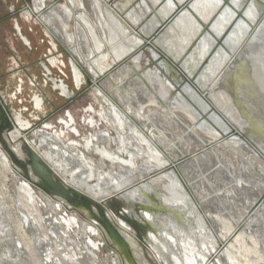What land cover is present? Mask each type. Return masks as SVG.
I'll return each instance as SVG.
<instances>
[{
  "label": "bare ground",
  "instance_id": "bare-ground-1",
  "mask_svg": "<svg viewBox=\"0 0 264 264\" xmlns=\"http://www.w3.org/2000/svg\"><path fill=\"white\" fill-rule=\"evenodd\" d=\"M47 1L48 0H33V8L31 9V12L27 13V15L29 17L37 18L35 21L44 26L46 35H49L48 32L51 35L53 34L51 40L53 37H62L71 54H73L81 65H84L89 69L95 77L98 76V73H105L103 78L91 87L92 100L98 110L95 111L91 107L89 111L91 114L96 115L97 118L113 132L110 134L108 131L97 129V123L93 117H90L89 119H83L82 121L85 126L91 129V131H89L87 136L83 135L81 138L79 131L76 128L75 120L69 113H67L65 117L63 116L58 119L60 122V129L54 128L53 123L51 122L45 123L39 128H36L32 132L43 149V152L38 154L49 165V167H51L53 172L65 181L66 185L86 194L98 203L107 200L109 197L121 198L122 200L125 199L124 201H127V203L130 200L141 203V205L145 207L143 211L145 212L146 219H148L147 221L152 224H156V220L159 219L153 213H149L148 209L151 208L148 207V204L150 203L149 200H151L149 196L150 194H153L155 196L154 198L158 200L163 199L164 204L168 207L162 208L163 206L159 207L154 205L155 209L169 212V216L172 218L174 214L178 215V210H180V213L186 209H188V211L190 209L193 210L194 215L199 218L202 225H205L204 228L208 231L207 234L211 239L210 250L214 253V260H217V262L223 257V255H232L235 252H238L237 250H239L243 244L247 247L249 242L256 240L254 237V239L252 238V226L254 227L256 223L261 221L264 217V151L260 148L264 147L254 146L247 141H243L240 135L242 136V132L246 130L245 128L247 127L248 122L244 123L242 120L241 122L243 125L241 124L240 128L231 116H229L225 103L219 101L218 97H216L213 92L217 90V87L220 84L224 85L222 83L223 79L226 78H223L225 76L224 73L232 64L233 67L230 69H233V71H231L232 73L237 69L235 68V63L239 64V69L242 66L241 68H243L244 75L246 72V77L244 76V79H248L246 81H249L248 75L257 77V73L259 74L260 72L259 63H261L263 57L258 60L259 63H257V61H252L251 69L245 64V61L237 59V57L241 55L240 53L250 44H256V47L264 45V19L260 22L254 33L251 36L249 35L250 37L248 36L246 39H243V41H241L242 39L240 38L239 42H241V45L232 56L227 57L225 60L226 56L220 51L223 55L221 62L213 63L215 61L214 58L203 72L199 74L195 83L202 91H208L207 95L209 101L206 102L203 98V93H198L194 90L190 82L183 81L180 88L181 92L176 90L175 85L177 82L175 80L179 78L183 80V78L178 76L176 72H173L172 67L164 62L163 58L159 57V54L156 51H162L161 53L163 55L171 58L164 46H170L174 49L181 41L183 36L181 29L178 27V23L181 18H184L189 14L188 12H184L173 25L163 29L160 34L153 39L152 47L156 50L143 45L131 56L127 57L126 62L122 61L115 70L107 72V70L114 65L115 61H119L126 57L142 44L143 39L150 38L151 35L154 34L160 24L156 19V14L160 15L163 20L162 16H167L173 7L170 0L166 4L167 6L165 8L163 7L159 12L150 7L146 0H142L141 4L143 10L140 13H138L135 8L131 9V5L128 3L120 6L114 4L111 0H66L69 6H57L53 9L49 8V6L46 7L48 5ZM159 1L160 0H158V2ZM177 1L180 2L182 0ZM198 1L200 0H197L194 4L198 3ZM261 1L264 2V0ZM151 2L154 3L153 7L155 3H157L155 0H151ZM206 2L209 1L206 0ZM128 7L129 9H127ZM79 8L83 9L82 14L74 17V12ZM89 11L91 18L86 15V13L89 14ZM149 14L152 16V20L151 22L144 24V19H146ZM70 21L75 22L74 34L69 32ZM180 27L183 29L184 24L181 23ZM140 33L144 35V38H141ZM166 36L168 37L166 38ZM52 47L55 48L54 45H52ZM146 57L147 59L145 60ZM171 59L176 62L173 58ZM180 59H182V55H180ZM180 59H178V61ZM144 60L145 63L143 66L142 62ZM199 63L200 59L197 60L196 56L192 55L184 61L182 69L187 75L192 76L193 70L198 67ZM71 66L75 84L79 87L83 82L82 75L80 71L75 69L72 61ZM189 66L194 69H192V71L189 70ZM171 72L174 74H171ZM231 72L228 77L232 74ZM170 74L173 75L172 80L174 82L170 80ZM229 84L232 86L231 83ZM250 85L251 84H249V86L246 85V88H250L251 93H249V90H247V92L251 97H249V95L246 96L242 91H237L235 89L232 90L237 97H240L243 100V102L253 104V109L247 106L248 108L244 109L243 113L248 115L247 118L251 121V125L254 126L253 130L255 136L264 140V135L261 134V132L264 133V108L256 100L257 93L259 92L255 88L253 91ZM57 88L61 90L64 96L70 98L69 91H66V88L63 85H60ZM123 90L126 92L125 94L128 96V100L123 98ZM128 91L131 94H128ZM142 96H146L145 99H142ZM253 101H256V103H253ZM210 106H212L213 109H216L218 114L210 110ZM258 107L261 113L258 111ZM159 109L167 110V113L171 112V115H174V117L178 116L177 119L179 121L189 120L192 123V128L196 127L198 124L199 131L206 133L205 136H208V140L204 142L201 141L203 144L200 143L202 145L196 149L192 147L194 149L192 151L187 145L189 140L186 145H184L185 143L182 145L180 142L181 146H171L167 134L164 133L165 131L157 130L154 127V124L153 126L149 123L153 112L155 110L159 111ZM202 114L207 116L208 120L205 119V117H201ZM241 114H239V116ZM256 124H258L259 127H256ZM167 126L169 127V125ZM28 127L27 123L24 128L16 127L3 135L5 142L19 159L24 157L23 146H28L35 152H39L21 132V130H26ZM187 127L188 126H186V128ZM191 127H189V129ZM192 128L190 131H193ZM257 128L261 129V132H257ZM70 134L79 139L72 138ZM174 135L176 136L175 133ZM199 136L203 135L200 134ZM222 147L232 148L233 151L232 149H229L232 152L236 150L243 153L247 158V162L252 161L255 163L250 169L256 172L260 177V179L251 181L253 183L248 186L242 184L246 182L242 179V176L240 177V174H238V185L230 188L232 189L231 191L234 192V195H230L228 192L226 193L227 195H223L222 200L229 204L232 211H234V220H231L229 216L223 217L222 214H220L222 209L220 207V202L215 203L216 210H209L211 209L209 207L211 206L210 202L214 199L211 195L217 192L202 186L200 181L199 183H196L199 187L193 185L192 182V179L199 176H197L194 167L197 164V160L206 156L207 152L210 151L211 153ZM229 152L227 154H229ZM90 154L98 157L96 160L97 162L90 157ZM143 159H145L146 162L140 166L137 165V161ZM117 165L121 167L119 171L116 170ZM107 168L110 169L107 172H104ZM0 169H4L9 175H14L18 179H21V181L19 180L20 183L17 188L18 205L14 204V209L16 210H14V213L6 215L10 223L21 229L28 228V225L30 224L35 231L34 236L30 235V244L32 243L36 245L39 243L41 246L44 245L46 248L54 249L57 252L67 250V243L69 242L64 238H61V235H59L60 233L64 234L62 224L60 222L52 223L49 217L46 221L41 217V213L38 209L40 205L43 204L39 205V200L37 201L38 198L36 199L34 192L36 189L21 178V171L18 168L13 167L10 158L1 145ZM152 173L158 174L156 176L148 177ZM213 173L216 172H212V175ZM65 175H68L70 179L66 180ZM223 175H225V173H223ZM142 180L146 181L142 182ZM91 181H94L95 183L90 184ZM224 181L223 183H225ZM240 184L241 186H239ZM159 185L163 187L164 191H162L163 189H158ZM220 187H222L221 184L215 185L216 190ZM2 190V186H0V199L4 198ZM36 192L38 193V191ZM209 192L213 193L208 196L207 194H209ZM238 192L242 194V197L239 196L240 193L237 194ZM134 193L137 195V198H133L132 195ZM205 198L206 201H203ZM4 199L2 200L4 201ZM43 199L48 205L52 206L55 203L58 210L61 208V202L59 203V201L56 202L54 199L44 197ZM179 204H183L184 206L180 207L181 209H178L177 205ZM201 205L203 206L201 207ZM198 206L202 208V211H199ZM1 207L2 206L0 205V211H2ZM11 207L12 206H10V208ZM12 211L13 210H11V212ZM128 212H130L129 214H133L131 211H127V213ZM18 214H21L20 218L18 217ZM142 216H140V219H143ZM185 221L186 220L184 219V222ZM190 221H188V224ZM68 222L75 224L77 219L71 217ZM180 222L178 223L180 224ZM116 223L120 229L123 230L121 231L122 235L126 237V241L129 242L131 249L137 252L141 259H143V250L127 234L129 230L128 226L119 218H117ZM94 226L86 224L87 230L93 236L99 235L98 229ZM12 227L14 226L12 225ZM180 227L181 225L179 226V229L182 231L185 229L184 225L183 229ZM187 228L188 227H186V229ZM152 234L153 233L150 234L152 239L162 246L165 251H169L167 245L164 246L163 244L165 241L161 242V240ZM178 234L180 233L178 232ZM186 234L187 232L184 235L186 236ZM173 235L168 234L167 232L166 238L169 240V244L171 243L173 248H175L177 253L181 252L179 247V243L181 242L183 247L191 248L190 243H187L184 237L179 239L177 236ZM23 240L24 239L17 241L22 242ZM145 243L146 245L144 246L146 248L150 247L151 242L149 240L146 239ZM255 247L256 251L258 250L261 252V249H258V246ZM88 248L96 251L97 244L89 241ZM187 248H185L184 251L186 261L189 262V264H201L203 260V255L200 253L201 251L197 252V254H193L192 250L188 251ZM11 250H13L12 247ZM161 255L162 254L157 252L155 256V259H157L160 264H172L168 259H163ZM174 257L176 264H184V262L178 258L179 256L177 257L174 255ZM141 262L139 264H147L146 261H144V263ZM217 262L212 264H217ZM218 263L221 264L220 261Z\"/></svg>",
  "mask_w": 264,
  "mask_h": 264
},
{
  "label": "rangeland",
  "instance_id": "rangeland-1",
  "mask_svg": "<svg viewBox=\"0 0 264 264\" xmlns=\"http://www.w3.org/2000/svg\"><path fill=\"white\" fill-rule=\"evenodd\" d=\"M111 1L114 2V4H117L120 6L128 3L131 5V9L135 8V10L138 13L142 12V10H143V6L141 4L142 0H111ZM155 1L158 2V0H155ZM203 1H205V2H203ZM207 1H209V2H206V0H200V1H198V3H196L192 6V9L195 10V12L201 16L203 21H207V19L211 16V14L216 9V3L214 0H207ZM146 2L150 3L149 5H151L153 7L152 4H154V3H152L151 0H146ZM202 2L206 3V4H203ZM64 5L69 6V4L67 3L66 0H50L49 8L53 9L57 6H64ZM21 7H22V4H21L19 10L21 9ZM127 9H129V7ZM156 11H157V9H156ZM82 12L83 11L81 10V8L77 9V11L74 12V17H76L79 14H82ZM86 15L89 18H91L90 17V11H89V14L86 13ZM160 18H161V16L156 14L157 21H159ZM151 20H152V16L149 14L146 17V19H144V22H145L144 24L151 22ZM192 20L193 19H192L190 14H187L184 18H181L180 22L184 24V27H183V29L180 27L181 26L180 22L178 23V27L182 31L183 38L181 39V41L177 44V46L174 49L171 48L170 46H166V45L164 46L167 53L176 62H178V59H180V55L183 54V52L186 49V46L190 43L192 37L195 36V33L198 30V28H196V26L194 25ZM226 20L227 19H222V22L219 24L221 28L225 27V25L227 23ZM69 24H70L69 32L71 34H74L75 33V25H74L75 22L70 21ZM37 28L44 30V26H42L39 23H37ZM140 36H141V38H144V35H142L141 33H140ZM167 37L168 36H166V38ZM208 38L209 37H207L205 39V43L208 42ZM236 38H238V35H235V39ZM58 40L60 43H62L61 45L66 46L65 41L63 40L62 37L59 36ZM206 44L208 45V43H206ZM13 53L14 52H12V54ZM198 54L199 53H193L190 55V57L192 55L196 56ZM240 54L241 55H239L237 57V59H241V60L245 61L246 62L245 64H247L250 67V69L252 67V61L253 62L257 61V63H259L258 60L263 57V59L261 60V63H259L260 64L259 65L260 72H259V74L257 73V75H256L257 77H252L251 75H248V78H249V81L251 84L250 85L251 89L254 91V88H255L259 92V93H257V96H256L257 102L260 103V105L264 108V45H260V46L256 47V44L255 45L250 44ZM14 55H16V53H14ZM217 55H218V57L215 58V61L213 63H220L221 62L223 55L221 54L220 51L218 52ZM200 58L201 57H199V59ZM146 59H147V57L145 58V60ZM145 60L142 62L143 66H144ZM3 61L5 62V65H6V66L2 65L3 69L8 68L9 64H11V62H12V60H11V62L9 63V61L6 59H4ZM10 67H12V65H10ZM232 67H233V64L226 70V72L224 74H226L228 71H230V72L233 71V69L230 70ZM241 67H240V69L239 68L235 69L233 73L231 72L232 74L228 77L229 79H226L224 76L223 78H225V79H223V82H222L224 85L220 84L217 87V90H215L213 92L215 94V96L218 97L219 101H222L225 103L229 116H231V118L235 121V123L237 125H239L240 128H241V124H242L241 121L243 120L244 123L247 121H246V118L242 117V115L239 116V114H241V110H240L241 107L239 105L240 104H243V105L247 104V106L249 108L251 107L252 109L254 107L253 104L243 102V100L240 97H236L238 99V103H239L238 105H236L234 100H233L234 91L232 90L229 83H231V85L233 86V89H235L237 91H242V92H244L243 94H246V96L249 95V97H251L249 94V93H251V90L249 87L246 88V80L244 79L246 72L244 75L243 68H241ZM192 69L193 68L191 66H189V70L192 71ZM65 74H66L67 78L70 80L71 75L70 74L68 75L67 73H65ZM171 74H174V73L171 72ZM171 74L169 75V78L171 81H173L172 80L173 75H171ZM28 76H30L32 79L37 78L38 82H40L38 71L31 70ZM53 77H54V74H53ZM15 78L16 79L20 78L22 80L23 79L25 80L26 77L21 76L18 73L9 75L6 72H4L3 76H0V83L3 86V92H4L8 102H10L9 99L12 100V98H13L12 91L14 89ZM181 85H182V83H180V82H178L176 84V86L179 88H181ZM25 88L27 89L28 93L32 94V92H31L32 90L29 89L28 86H26ZM247 90H249L250 92L248 93ZM91 92H92V88L87 87L84 84V88L79 92L78 97H76L72 101L68 102L67 104L66 103H64V105L60 104V105H57L56 107H51L49 105L50 101L46 98L48 104L45 107L47 108L46 112H47L48 116H46L45 121L41 125L48 123V122H51V123H53L54 128L60 129V126H59L60 122L58 119L63 117V116L65 117L67 115V113H69L75 120V125L79 131L81 138L83 137V135L87 136L89 131H91V129L88 128L87 126H85V124L82 121L83 118L89 119L90 117H93V119L97 123V129L102 130V131L105 130V131H108L110 134H112L113 132L111 130H109L97 118L96 115L91 114V112L89 111V109L91 107L95 111L98 110L97 106L94 104V102L92 100ZM123 93H124L123 98L125 100H128L127 99L128 96L125 94L126 92L124 90H123ZM127 93L131 94L129 91ZM45 97H50L49 99L54 100L51 93L48 91H45ZM145 97L142 96V99H145ZM253 103H256V101H253ZM257 109L261 113L259 107ZM170 115H171V112L167 113V110H164V109H159V111L155 110L153 112V115L151 116V118L149 120V123H151L152 125L154 124L155 126L154 125L153 126L157 130H160L163 132L165 131L164 133L167 134V137H168V140H169L171 146L174 147V145H175V147H178V146H181V144L183 145L184 143H185L184 145H186V143L189 140L187 145H188V148L192 151V150L200 147L204 141L208 140L207 139L208 136H205L206 133H204L203 131H199L198 124L196 125V127L192 128L191 127L192 123L189 120L188 121L187 120L179 121L177 119L178 116H175L176 117L175 118L174 115H171V116ZM244 115H246V113H244ZM201 117H203V116L201 115ZM204 117L207 118V116H204ZM207 120H208V118H207ZM150 121H152V122H150ZM177 121H178V123H177ZM182 122H183V124H182ZM167 125H169V127ZM40 126H38L36 128H39ZM186 126H188V127L186 128ZM62 127H63V125H62ZM170 127L173 128L174 130L171 129ZM189 127H191L193 129V131H190L191 128L189 129ZM211 127H213V126H211ZM256 127H259L258 124H256ZM213 128H215V127H213ZM175 129H177V130H175ZM185 129H187V130H185ZM187 131H188V133H187ZM256 131L261 132V129L257 128ZM174 133L176 134V136L174 135ZM198 134L199 135L201 134L203 136H199ZM261 134L264 135V133H262V132H261ZM192 135H193V138H192ZM71 137L79 139L78 137H75L74 135H71ZM183 137H185V138H183ZM194 140L197 142H195ZM184 141H186V142H184ZM201 141H203V142H201ZM180 142H181V144H180ZM200 143H202V144H200ZM191 144L194 146H192ZM262 146L264 147V144ZM223 148L224 147H222L221 149L218 148L214 152H211V153L209 151V152H207L206 156L199 158L200 159V160L198 159L199 161L197 160V164L194 167H195V170H196L195 172H196L197 176L198 175L199 176L197 178L192 179V182H193V185L197 186L198 184H196V183H199V181H200L202 186H205V187H207V189L214 190L215 192H217L218 194L214 193L216 196L214 194L211 195L213 192H211V193L209 192V194H207L208 196L211 195V197L214 198L210 202L211 206H209V207L211 209H209V210H211V211L216 210L215 203L220 202V207L222 208V209L219 208V209H221L220 214H222L223 217L229 216L231 220H234L233 219L235 216V214L233 215L234 211H232V208L230 207L229 204H227L224 200H222L223 195H227L226 194L227 192H228V194L230 193V195H234V192L231 191L232 189H230V188H233L235 185H238V183H239L238 174H240L239 176L240 177L242 176V179L245 180V182H246V183H242V184L248 185V186L253 183L251 181H254L256 179H260V177L258 176V174L256 172H254L252 169H250V167L255 163H253L252 161L247 162V158L245 157V155H243V153H241L240 151H236V150H234V152H232L233 151L232 148H228V147H225L224 149ZM260 148L264 151V148H262V147H260ZM229 149L230 150L232 149V151H230ZM228 152H229V154H227ZM90 157L93 158L95 161L98 159V157L94 156L93 154H90ZM236 157H238V158H236ZM216 158H219V159H216ZM145 162H146L145 159L138 160L137 165L140 166V165L144 164ZM11 164L13 165L12 162H11ZM203 166H204V168H203ZM13 167H15V166L13 165ZM109 169L110 168L105 169L104 172H107ZM120 169H121V167L117 165L116 170L119 171ZM212 172H216V173H213V175H212ZM223 173H225V175H223ZM207 175H208V177H207ZM215 176H216V178H215ZM209 179H211V180H209ZM19 180L21 181V179H18L16 176L9 175L4 169H0V186H2L4 198L5 197L7 198V199L2 198V199H4V201L2 199H0V202H1L0 205L2 206L1 207L2 211H0V264H129L130 262L131 263L133 262L135 264H139L141 261H142L141 263H144V261H146L147 264H160L157 261V259H155L157 252L162 254L161 257L163 259H165V260L168 259L172 264L175 263L174 255L177 257L179 256L178 258H180L182 260V262H184V264H187V263L189 264V262H187L185 259L186 257H185V252H184L185 248H187V247H183L182 242L179 243V247H180L181 252L177 253L175 248H173L171 243L169 244V240L166 238L167 232H168V234H172V235L174 234L173 236H177L179 239L184 237L185 240L187 241V243H190V245H191L190 249L187 248L188 251L192 250L193 254H197V252L201 251L200 253H201V255H203V258H202L203 260H202L201 264H212L214 262L215 263L217 262V260L216 261L214 260L215 259L214 253L210 250L211 249L210 248L211 247V244H210L211 239L209 238V235L207 234L208 231L206 230V228H204L205 225L204 224L202 225L199 218L196 215H194L193 210L190 209L188 211V209L185 208L186 210H183V212H181V213H180V210H178L179 211L178 215L180 217L179 220L182 221V222H180V224L175 219H173L171 216H169V215L165 216V214H163L162 211L159 212L158 217H157L156 216L157 214L154 213L156 211L154 205L155 206L157 205L159 207L163 206L162 208H164V207L166 208L167 206H166V204H164L163 199L158 200V199L154 198L155 196L153 194L149 195L150 199L152 201L149 200L150 203L148 204V207H151L149 209V213H153L159 220H162V221L156 220L158 225H157V223L152 224L151 222L147 221L148 219H146V217H145V212L143 211L144 209L141 208V206H140L141 203H139L137 201L135 202L134 200H130L127 203V201H124L125 199H123V200L122 199H113L109 203H107V205L104 207L105 216L108 219L110 216L109 220L112 223H114L115 227L121 233V235H122L121 231H123V230H121L120 227L118 226V224L116 223L117 218L122 220L128 226L129 230H128L127 234L143 250L144 261H143V259H141L140 255L137 252L133 251L131 248H129L127 251V254L129 256V259H127L125 257V255L121 252V250H119L111 242V240L107 236L103 226L97 220H95L93 217H91L90 215L87 214V209L83 205L79 204L78 206H69L68 203L65 201L54 199L56 202H58V201H59V203L61 202V208L58 210V208H56V206H55V203L52 205L55 208L48 205L47 203H45L46 201L43 199V196L40 195V193H37L35 190H34V192L36 195V199L38 198L37 201L39 200L38 201L39 205L43 204V205H40V207L38 209L41 213V217L45 221L49 217L51 219L52 223L60 222L62 224V230H63L64 234L60 233L59 235H61V238L66 239L67 242H69V243H67L68 249L64 250L63 252H57L54 249H48L44 245L41 246L39 243H37L36 245L31 243L33 245L32 246L30 244L29 238L31 236L35 235V231L30 226V224L28 225V228L26 227L25 229L17 228V227H15L16 225L10 223V221L8 220V217L6 216L8 214L14 213V210H16V209H14V204L16 205L17 201H18V199H17L18 198L17 188H18V185L20 183ZM222 180L223 181L225 180L224 181L225 183H223ZM210 181H212V182H210ZM213 182H214V184H213ZM94 183H95L94 181L90 182V184H94ZM216 184H221L222 187H220L219 189L216 190L215 189ZM239 186H241V184ZM197 187H199V186H197ZM158 189L159 190L163 189V187L161 185H159ZM239 190L241 191L240 188H239ZM162 191H164V189ZM239 193L240 192H238L237 194H239ZM132 196H133V198H137V195L135 193ZM239 196L242 197V194L240 193ZM215 197H216V199H215ZM206 198L204 200L203 199L202 200L206 201ZM160 204H162V205H160ZM10 206H12L11 207L12 209L10 208ZM177 206L179 209L180 207H182L184 205L179 204ZM202 206L203 205H201V207ZM198 207H199V211H202L201 210L202 208L200 206H198ZM5 208H7V209H5ZM47 208H49V209H47ZM9 209H11L13 211L11 212V210H9ZM90 211L92 212V214L98 215L97 210L95 208H90ZM127 211H131L133 214H129L130 212L127 213ZM230 211H232V212H230ZM108 214H110V215H108ZM140 216H142L143 219L142 218L140 219ZM18 217L20 218L21 214H18ZM71 217L77 219V222L75 224L68 222ZM189 217H190V219H189ZM263 218L261 219V221L256 223V225L254 227L252 226V230H253V231H251L252 238L254 237L256 240L249 242V245L247 247H245V244H243V246H241L240 249L237 250L238 252H235L232 255H228V254L223 255V257H221L219 259L221 264H264V256H263V252H264V219ZM184 219L186 220L185 221L186 223L184 222ZM187 220L188 221L193 220V221H190L191 224H190V222L188 224ZM86 224L93 225V226L95 225L94 227H96L98 229L99 235L93 236L87 230ZM162 224H164L165 226ZM12 225L14 227H12ZM180 225H181L182 229H183V225L185 226L184 227L185 229H183V231L186 230L185 232H183L181 229H179ZM186 227H188V228L186 229ZM176 230L180 234H178V232ZM179 230H181V231H179ZM186 232H187V234L185 236L184 234ZM149 233L150 234L153 233L154 235L153 234L152 235L155 236L156 238H158L159 240H161V242L165 241L163 244H164V246L167 245L169 251H165L162 246L157 244L155 242V240L152 239V237ZM189 233H191V234H189ZM163 234H165V235H163ZM148 235H150V236H148ZM122 236L125 240H127L124 235H122ZM187 236H188V238H187ZM21 238L24 239L23 240L24 242L22 241L23 244H22V242H20L22 240ZM137 238L149 240L151 242L152 247L150 245V247H148L149 249L146 248ZM197 238H199V239H197ZM207 238H208V240H207ZM17 240H20V241H17ZM89 241H92L93 243L97 244V250L96 251H94L91 248L90 249L88 248ZM167 241H168V243H167ZM257 241H258V243H257ZM253 242H254V244H253ZM19 244H20V246H19ZM254 245L258 246L259 247L258 249H261V252L258 250L256 251L255 250L256 247ZM18 246H19V248H18ZM11 247L13 250H11ZM205 248H207V249H205ZM34 249H35V251H34ZM171 252H172V254H171ZM164 255H166V256H164ZM70 256H72V257H70ZM218 262H217V264H220Z\"/></svg>",
  "mask_w": 264,
  "mask_h": 264
},
{
  "label": "water",
  "instance_id": "water-1",
  "mask_svg": "<svg viewBox=\"0 0 264 264\" xmlns=\"http://www.w3.org/2000/svg\"><path fill=\"white\" fill-rule=\"evenodd\" d=\"M169 0H160L159 2L155 3L154 7H151L153 9H157V11H161L162 8L166 7L167 2ZM173 4V7L171 8V11L168 13L167 16H162L163 20L159 19V27L154 32L153 35H151L150 38L143 39L142 44L137 47L134 51L129 53L126 57L119 61H115L114 65L107 70V72L113 71L117 68V66L123 61H127V57L131 56L137 49L142 47L143 45H146L148 47H152L153 39H155L160 32L163 29L168 28L169 26L173 25L176 20L184 13L188 12L191 17L194 25L198 30L195 33V36L192 37L190 43L186 46L185 51L182 54V59L178 61V63L174 62L171 58L166 57L163 55L159 50H156L159 54V57L163 58L164 62H166L168 65H170L173 69V72H176L178 76H181V78L176 79L175 81L178 83H182L183 81L190 82L191 86H193L194 90H196L198 93H203V98L206 102L209 101L207 92L208 91H202L195 83V80L198 78L199 74L203 72V70L209 65V63L216 57H218V52L221 51L227 57L232 56L233 53L239 48L241 45V42H239L240 38L246 39L249 35L251 36L255 29L259 26L260 22L264 19V2L261 0H214L216 3V9L211 14V16L207 19V21H203L200 15H198L195 10L192 9V6L194 5L197 0H182L178 2L177 0H170ZM150 3H148L149 5ZM153 5V4H152ZM152 9V10H153ZM83 10V9H81ZM22 19L30 22L32 20H36L37 18L29 17L27 14H21L19 12V9H14L12 12V21L18 22L22 21ZM222 19H227V23L225 27L221 28L220 23L222 22ZM34 22V21H33ZM81 22V21H80ZM83 23V22H81ZM47 32V30H46ZM45 33V29H44ZM236 33V34H235ZM49 35L48 38L51 39L53 34L51 35L48 32ZM235 35H238V38L235 39ZM249 36V37H250ZM209 37L208 39V45L205 43V39ZM243 37V38H242ZM55 42H57V46L61 49L63 53H65L69 59H70V75L72 78V81L75 82L73 70L71 66V61L73 62L75 69L77 71H80L82 75L83 83L87 87H92L94 84H97L99 80L103 78V74L98 73V76H94L89 69H87L84 65H81L79 61L71 54L70 50L64 45H61L62 43L59 42L58 37H53ZM147 40V42H146ZM49 49H52L49 45ZM193 53H199L196 55V59L199 60L200 63L198 67H196L193 70V75L189 76L187 73L182 69V64L184 61L190 57ZM221 56V55H220ZM235 60V59H233ZM238 63H235V68L238 67ZM50 65L49 67L44 68V72L46 73V78L48 81H50ZM106 72V73H107ZM230 74V71H228L225 74L226 79L228 78V75ZM246 77V75H245ZM245 80H248L245 78ZM54 83L55 81L52 80ZM246 85L249 86L250 81H246ZM196 85V86H195ZM65 87V86H64ZM66 88V87H65ZM176 90L181 92V89L175 85ZM233 89V86H231ZM61 92L59 88H57ZM67 91V88L65 89ZM61 95L64 96L61 92ZM66 99V96H64ZM236 94L234 93L233 100L236 105H238V99L236 98ZM0 104L5 108V103L3 101V98L0 95ZM241 113H243L244 109H247V105L240 104ZM6 109V108H5ZM210 110L217 113L216 109H213L212 106H210ZM249 111V110H247ZM218 114V113H217ZM244 114V113H243ZM242 115V117L246 118V121L248 122L246 130L242 132V136L240 137L243 139V141H247L248 143L254 145V146H262L264 144V140L257 138L254 134L253 127L251 125V121L247 118V115ZM204 117L205 115L202 114ZM10 117V115H9ZM11 118V117H10ZM206 118V117H205ZM207 119V118H206ZM14 128L17 127L14 125ZM35 127L29 126L26 130H21L23 135L29 139V141L32 143L33 147L37 149L39 152H35L32 148L28 146H23V154L24 157L22 159H19L13 151L9 148L7 143L5 142L3 138V130L0 129V145L2 146L3 150L6 152L8 157L10 158L13 165L18 168L21 172V178L27 181L30 185H32L38 193L42 194L44 198L49 199H58L61 201H65L68 203L69 206H78L79 204L83 205L87 209V214L93 217L95 220H97L105 229V232L111 242L119 249L121 252L125 255L127 259H129V256L127 254V251L131 246L129 245V242L126 241L121 233L117 230L114 223H112L104 213V207L113 199H121L116 197H109L107 200L103 202H96L91 197L87 196L86 194H83L82 192L77 191L76 189H73L72 187H69L66 185L65 181H63L58 175H56L51 167L41 158V156L38 153H42L43 149L40 146L38 140L34 136V133L32 132L35 130ZM233 130V129H231ZM5 132H10V129H6ZM234 132V131H233ZM236 135H238L236 132H234ZM257 142V143H256ZM158 173H152L148 177L156 176ZM65 179L69 180L70 177L68 175H65ZM146 180H142V182H145ZM141 208L144 209L140 204ZM90 208H95L97 210L98 215L92 214L90 211ZM149 210V209H148ZM156 210V209H155ZM163 212L165 215H170L169 212L164 210H156L154 213L157 214L158 217L159 212ZM179 221L178 215H173V219ZM143 245H146L145 240L141 238H137ZM129 264H135V263H129Z\"/></svg>",
  "mask_w": 264,
  "mask_h": 264
},
{
  "label": "flooded vegetation",
  "instance_id": "flooded-vegetation-1",
  "mask_svg": "<svg viewBox=\"0 0 264 264\" xmlns=\"http://www.w3.org/2000/svg\"><path fill=\"white\" fill-rule=\"evenodd\" d=\"M21 1V0H20ZM28 27L25 31L23 27L17 31L14 28V44L17 47L16 55H13L14 61L9 60L8 68L1 67L0 62V76L4 75V72L11 74L18 73L21 76H25V80L15 78L14 89L12 91L13 98L8 102L4 92L3 86L0 83V95L5 103V108L0 104V129L3 130V134L6 129H15L13 124L17 128H24L28 123V126L38 127L46 119L47 108L45 107L50 101L51 107L57 105H64L78 97L79 92L84 88V84L79 87L76 86L72 78L69 80L65 73L70 74V59L61 51L57 46V42L48 38L44 33V30L37 28V22H27ZM26 36V37H24ZM25 39V40H23ZM52 45V49H49ZM50 58H57L60 63L52 66L49 63ZM4 64V63H3ZM12 65V67H10ZM50 65V81L46 78L44 72L45 67ZM4 66H6L4 64ZM31 70L39 72L40 82L37 78H31L29 75ZM54 74V77H53ZM57 77V78H56ZM55 81L54 83L52 82ZM83 83V82H82ZM63 85L70 93V99H66L61 95V92L57 90V87ZM28 86L31 89L32 94L27 92L25 88ZM45 91L51 93L54 100L45 97ZM11 92V91H10ZM57 109V108H56ZM10 115V117H9ZM86 120V118H83Z\"/></svg>",
  "mask_w": 264,
  "mask_h": 264
},
{
  "label": "crops",
  "instance_id": "crops-1",
  "mask_svg": "<svg viewBox=\"0 0 264 264\" xmlns=\"http://www.w3.org/2000/svg\"><path fill=\"white\" fill-rule=\"evenodd\" d=\"M22 2L20 0H0V62L4 63V59L14 61V53L17 51V47L14 44V28L19 31L20 27H23L25 31L28 27V21L22 19V21L13 22L12 12L14 9H19ZM47 6H50V0L47 1ZM35 23L36 21L33 20ZM20 26V27H19ZM26 37V36H24ZM25 40V39H23ZM12 52H14L12 54ZM9 55V56H8ZM1 64L2 65L4 64ZM49 63L52 66L57 65L60 61L57 58H50Z\"/></svg>",
  "mask_w": 264,
  "mask_h": 264
},
{
  "label": "built area",
  "instance_id": "built-area-1",
  "mask_svg": "<svg viewBox=\"0 0 264 264\" xmlns=\"http://www.w3.org/2000/svg\"><path fill=\"white\" fill-rule=\"evenodd\" d=\"M22 1V7L19 10L21 14H27L31 12V9L33 8V0H21Z\"/></svg>",
  "mask_w": 264,
  "mask_h": 264
}]
</instances>
